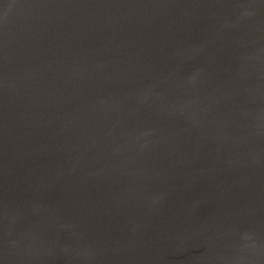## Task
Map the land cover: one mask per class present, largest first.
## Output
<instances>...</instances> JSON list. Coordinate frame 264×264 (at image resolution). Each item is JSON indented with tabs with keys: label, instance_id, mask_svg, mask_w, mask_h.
I'll return each mask as SVG.
<instances>
[{
	"label": "water",
	"instance_id": "water-1",
	"mask_svg": "<svg viewBox=\"0 0 264 264\" xmlns=\"http://www.w3.org/2000/svg\"><path fill=\"white\" fill-rule=\"evenodd\" d=\"M0 264H264V0H0Z\"/></svg>",
	"mask_w": 264,
	"mask_h": 264
}]
</instances>
